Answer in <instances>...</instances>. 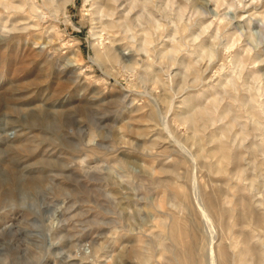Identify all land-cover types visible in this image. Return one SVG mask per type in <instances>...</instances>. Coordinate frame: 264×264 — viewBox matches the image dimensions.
<instances>
[{"label": "rangeland", "instance_id": "obj_1", "mask_svg": "<svg viewBox=\"0 0 264 264\" xmlns=\"http://www.w3.org/2000/svg\"><path fill=\"white\" fill-rule=\"evenodd\" d=\"M26 1L0 4V264H184L171 226L190 264H264V0Z\"/></svg>", "mask_w": 264, "mask_h": 264}, {"label": "bare ground", "instance_id": "obj_2", "mask_svg": "<svg viewBox=\"0 0 264 264\" xmlns=\"http://www.w3.org/2000/svg\"><path fill=\"white\" fill-rule=\"evenodd\" d=\"M60 1L63 2L64 6H66L72 0H60ZM43 2H44V4L51 6V5H54L56 1L55 0H44ZM115 2H116V0H92L91 1L93 8L95 7L99 11H108L110 15L112 14V11H110V9H111V7L114 8ZM0 4L10 7L15 14L21 15V14H23L25 12H26V14L29 12L26 9V4H27L26 0H25L24 3L23 2H18V1L16 2V0H12L10 2H5V1L4 2H0ZM29 14H30V12H29ZM30 18L31 17H29V20H30ZM113 25L114 24L112 22H106L105 26L103 25L104 26L103 29H106V30L112 29ZM144 34H145L144 44H145V46L147 48V45L150 46V43H152V38H151V35H150L149 31H144ZM94 36H96L97 38L99 37L96 32H94ZM175 46H176V44L174 46H172L171 50H170L173 53H177V51L179 49V48H177ZM96 53L97 54H96V57H95V60H94V64H98L99 61L101 60L100 53L98 51ZM107 56H108V58L112 59L114 62H118V61L121 60L120 55L116 52V50L110 49L108 51V53H107ZM207 113H208L207 109L197 110L195 112V114L193 115L192 120H195L197 115L198 116H204ZM227 114H228V111L226 112V115ZM225 140L223 138L220 139V138L214 137L213 140H212L213 147L210 150V155H212L213 157L218 158L220 160V164L222 163V165L220 167H218L220 173L227 172L228 169L226 168L227 166H225V165H228V163H233L234 162V158H233L232 153H231V148H230V146L228 145V143ZM218 163H217V165H218ZM225 163H227V164H225ZM218 168H217V170H218ZM250 206H251V204H250ZM170 228H171L172 235H174L175 241L178 242L179 244L180 243L183 244L185 246V248H186V251H184L183 254H182L183 260H184V264H190V262L192 260V257L196 256L195 253L192 251V246H194V244L193 245L191 244V240H189V238L188 239L185 238V240H184V238L181 235H178V232H179L178 231V229H179L178 226H171ZM183 245H181V246H183ZM190 245H192V246L190 247ZM220 255L223 258L222 264H234V263L236 264L237 263L236 262V259H237L236 255H238V254L235 255L234 261H232V259H233L232 257L233 256L231 257L229 255L227 249L221 248L220 249ZM137 256L139 257V259H144L143 258V254H140V255H137ZM237 261H238L239 264H248L249 263L248 254L245 253V252L239 253V258L237 259ZM257 264H262V263L258 262Z\"/></svg>", "mask_w": 264, "mask_h": 264}]
</instances>
